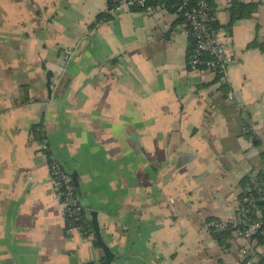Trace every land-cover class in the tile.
<instances>
[{
  "label": "crops",
  "instance_id": "crops-1",
  "mask_svg": "<svg viewBox=\"0 0 264 264\" xmlns=\"http://www.w3.org/2000/svg\"><path fill=\"white\" fill-rule=\"evenodd\" d=\"M209 1L232 57L224 78L187 69L173 2L145 13L109 12L107 0H0V264L103 260L95 235L64 234L35 127L75 174L90 221L96 211L110 264L244 259L246 242L231 234L223 248L206 223L229 217L264 166V0ZM235 3L254 11L228 25Z\"/></svg>",
  "mask_w": 264,
  "mask_h": 264
},
{
  "label": "built area",
  "instance_id": "built-area-1",
  "mask_svg": "<svg viewBox=\"0 0 264 264\" xmlns=\"http://www.w3.org/2000/svg\"><path fill=\"white\" fill-rule=\"evenodd\" d=\"M162 0H107V10L115 11L119 6L138 8L145 13H150L153 6ZM175 8L182 23L193 41V48L187 56V69L189 71H209L224 78L226 70L232 61L227 52L226 45L220 39L217 28L213 25V16L209 0H174ZM67 58V56L65 57ZM33 136L40 134L39 148L47 153L49 177L55 185L57 197L62 209L66 224L64 234L71 236L78 232L90 239L94 231L88 215L80 202L76 188L70 174L48 153V144L41 130L35 127ZM262 169L249 175L241 188L237 205L233 213L226 219L208 221L207 227L216 230H230L233 239L244 241L247 245L241 248L245 258L252 253L253 241L251 238L262 232L264 218V178L258 174Z\"/></svg>",
  "mask_w": 264,
  "mask_h": 264
},
{
  "label": "trees",
  "instance_id": "trees-1",
  "mask_svg": "<svg viewBox=\"0 0 264 264\" xmlns=\"http://www.w3.org/2000/svg\"><path fill=\"white\" fill-rule=\"evenodd\" d=\"M165 1V0H162ZM169 2H173L174 5L176 2L174 0H166ZM210 3V1H209ZM254 11L253 8L251 7V4H233L230 8V13H231V19L228 23V25H231L232 22L241 17H247L251 14V12ZM107 16H104L103 18L105 19ZM102 18V17H101ZM213 23V22H212ZM214 25V23H213ZM257 45L256 42H252L249 44V46H254ZM260 45V44H259ZM193 48V41L191 38H189V47L187 51V56H189L191 50ZM37 138H41L40 134L36 135ZM260 177L264 178V171H261L260 174H258ZM248 179V178H247ZM246 179V180H247ZM245 180V182H246ZM262 208V217L264 218V207L261 206ZM216 220V219H213ZM212 221V220H209ZM207 230L209 233L212 235V237L216 240V242L223 248L227 247V240L232 234L230 230H216L213 229L212 227H208ZM262 232H258L255 234L251 240L253 241V248H252V253L248 254L243 260H241L240 264H264V254L263 253H258L256 252L255 248L259 245L264 244V223L262 227ZM94 244L98 245L96 240L94 239Z\"/></svg>",
  "mask_w": 264,
  "mask_h": 264
},
{
  "label": "water",
  "instance_id": "water-1",
  "mask_svg": "<svg viewBox=\"0 0 264 264\" xmlns=\"http://www.w3.org/2000/svg\"><path fill=\"white\" fill-rule=\"evenodd\" d=\"M50 78H51V73H50V71H48L47 72V85L48 86L50 85V81H51ZM70 177H71L73 184L77 190L79 185L77 183L75 174L70 175ZM90 215H91V221L90 222H91V225L93 227L95 240L97 241L101 250L103 251V260H101V261L91 260V261L84 262L82 264H110L115 258V253H113L111 251V249L109 248V246L106 244V242L103 240V238L101 236L96 211H91Z\"/></svg>",
  "mask_w": 264,
  "mask_h": 264
},
{
  "label": "rangeland",
  "instance_id": "rangeland-1",
  "mask_svg": "<svg viewBox=\"0 0 264 264\" xmlns=\"http://www.w3.org/2000/svg\"><path fill=\"white\" fill-rule=\"evenodd\" d=\"M229 256V255H228Z\"/></svg>",
  "mask_w": 264,
  "mask_h": 264
}]
</instances>
